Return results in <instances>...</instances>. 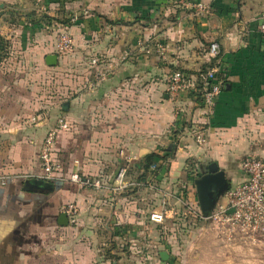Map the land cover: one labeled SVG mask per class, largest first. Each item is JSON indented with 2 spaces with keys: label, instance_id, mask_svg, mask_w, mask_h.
I'll use <instances>...</instances> for the list:
<instances>
[{
  "label": "crops",
  "instance_id": "crops-1",
  "mask_svg": "<svg viewBox=\"0 0 264 264\" xmlns=\"http://www.w3.org/2000/svg\"><path fill=\"white\" fill-rule=\"evenodd\" d=\"M199 4L209 13L197 14L192 6ZM0 12V37L10 45L0 62V177L9 179L0 186V264H126L124 253L138 249L146 251L139 264H148L156 248L163 262L175 215L166 207L201 211L197 171L216 165L232 188L245 179L244 161H264V0H0ZM30 12L69 24L31 25L21 17ZM65 29L75 47L58 56ZM212 43L220 47L225 86L209 117L197 97L173 103L167 91L172 73L194 77L215 64ZM50 55L57 66L46 64ZM93 58L100 66L89 65ZM98 73L107 78L98 83ZM60 118L70 125L55 145L64 172L47 181L53 193L25 192L26 182L44 180L42 145ZM196 127L206 131L204 147L190 136ZM173 143V158L158 160L163 169L146 177L155 190L143 186L137 164L152 153L168 155ZM122 168L142 186L116 189ZM189 171L194 179L186 178L182 198L171 187ZM72 173L100 176L105 187L80 188L69 181ZM165 194L171 198L163 209ZM71 204L77 222L62 227L59 217ZM163 210V224L150 221Z\"/></svg>",
  "mask_w": 264,
  "mask_h": 264
},
{
  "label": "built area",
  "instance_id": "built-area-1",
  "mask_svg": "<svg viewBox=\"0 0 264 264\" xmlns=\"http://www.w3.org/2000/svg\"><path fill=\"white\" fill-rule=\"evenodd\" d=\"M181 0H179V3ZM197 14L209 13V8L205 5H193ZM261 31L264 33V24L261 26ZM75 47L74 39L67 29L58 34L56 42V53L58 56H64L73 52ZM159 52L163 49L159 47ZM210 56L215 59V64L197 76L190 77L181 71L172 73L168 81V95L173 103L180 101L183 94H189L196 90L200 85L203 99V108L206 114L210 117L213 109L224 90L223 80L220 78V47L217 43H212L209 47ZM91 67L100 66V60L97 58L91 59L89 62ZM107 78L106 73H98L96 81L98 83ZM94 87V84H89ZM69 124L64 118H60L56 129L49 132L44 140L41 150V165L44 171V180L52 181L62 172L63 168L53 158V146L55 144L58 132L69 130ZM190 136L199 147H204L207 143L206 131L201 127H196L189 131ZM156 169V166L151 168V172ZM241 170L245 175V179L238 185L233 186L225 195L224 202H220L215 213L205 220L201 211L191 213L196 218L203 221H211L213 225L221 226L230 231L240 230L246 233H253L264 236V161L258 158H250L243 162ZM128 170L122 168L116 177V189L125 191L130 187H139L142 184L132 183L127 180ZM9 179L0 177V186H6ZM69 181L83 189L102 190L105 187L102 178L83 177L79 173H72ZM151 190H155L154 182L147 178L144 185ZM170 194V193H169ZM170 195H164L163 209L167 205V199ZM64 214L68 216L71 225L76 223L78 209L76 205H68L64 208ZM165 211L154 212L150 215V221L157 224H163L165 221Z\"/></svg>",
  "mask_w": 264,
  "mask_h": 264
},
{
  "label": "rangeland",
  "instance_id": "rangeland-1",
  "mask_svg": "<svg viewBox=\"0 0 264 264\" xmlns=\"http://www.w3.org/2000/svg\"><path fill=\"white\" fill-rule=\"evenodd\" d=\"M0 17L4 19L1 12ZM65 98L60 97V100H66ZM193 164L189 163L190 166H194ZM136 176L137 174L132 173L129 178L134 181ZM186 178L184 173L180 185L171 187V191L176 189L181 193L182 198L187 193V190L182 188ZM190 207L188 205V207L175 208L172 204L166 207L169 210L174 208L175 214L167 221L166 236L169 239L163 247V252L168 253L169 260L161 262L158 255L159 248H156L150 250L155 259L148 264H264V236L240 230L230 231L213 225L211 221L205 222L193 216ZM137 246L142 247L139 242ZM145 253L144 249H138L124 253L123 256L127 263L139 264Z\"/></svg>",
  "mask_w": 264,
  "mask_h": 264
},
{
  "label": "water",
  "instance_id": "water-1",
  "mask_svg": "<svg viewBox=\"0 0 264 264\" xmlns=\"http://www.w3.org/2000/svg\"><path fill=\"white\" fill-rule=\"evenodd\" d=\"M46 64L49 67L57 66L58 56H48ZM68 108L69 104L66 103L63 106V111H67ZM193 184L196 188L198 203L203 218L208 220L215 213L218 205L231 189V183L223 171H220L216 165H212L206 170L197 171ZM24 191L47 195L54 192V185L41 179H35L26 182ZM59 225L62 227H67L69 225V219L66 214L60 215ZM160 258L163 262H167L169 260V255L166 252H161Z\"/></svg>",
  "mask_w": 264,
  "mask_h": 264
},
{
  "label": "trees",
  "instance_id": "trees-1",
  "mask_svg": "<svg viewBox=\"0 0 264 264\" xmlns=\"http://www.w3.org/2000/svg\"><path fill=\"white\" fill-rule=\"evenodd\" d=\"M14 15L16 16V14L14 13ZM22 18H25L26 21H28L29 24L31 25H38V24H44L46 26H51L53 25V23H59V24H62V25H67L69 23H66L65 21H58L56 20L55 18H52L50 16H48L47 14H41V15H37L35 12H30V13H27L25 16H21ZM60 33V32H59ZM9 41H7L5 38L3 37H0V62L6 58L7 56V52H8V48H9ZM205 71V70H204ZM204 71H201L200 73H203ZM220 78L222 79V72L220 73ZM223 80V83H224V86H225V81L224 79ZM190 95L192 96H195L197 97V101L200 103V104H203V99H202V92H201V86L199 85L195 91H193L192 93H190ZM69 124V123H68ZM183 127H184V122L182 121V119H180L176 125L173 127L172 129V136H173V140L174 142L177 140V136L179 133H181V131L183 130ZM68 131V130H66ZM61 132V131H60ZM58 132V135L59 133ZM49 134V133H48ZM57 135V137H58ZM47 137V136H46ZM46 139V138H45ZM56 141H57V138H56ZM56 141H55V144L53 146V158L62 165V172L59 173V174H62L64 172V166H63V163L62 161L57 157L56 155V151H55V145H56ZM44 143V142H43ZM43 146V145H42ZM177 146H178V143H173L171 145V147L166 151V153L168 155L166 156H161L159 154H156V153H152V154H149L147 156H145L138 164H137V167L139 168V170L141 171V175L138 177V181L139 182H144L146 180V177L148 176L149 173H151V168L153 166H156V169L153 171L154 173H156L157 171L159 170H162L163 168L162 167H159L158 168V165H157V162L158 160H161L163 162H165L167 159L169 158H173L176 150H177ZM187 178L188 179H194L193 177V172L192 171H189L187 172ZM82 176V175H81ZM84 177V176H83ZM93 178H96V177H93ZM97 178H102V177H97ZM103 179V178H102ZM104 181V180H103ZM68 206V205H67ZM78 218V217H77ZM77 218H76V222H77ZM70 223V221H69ZM117 261V258L115 259Z\"/></svg>",
  "mask_w": 264,
  "mask_h": 264
}]
</instances>
